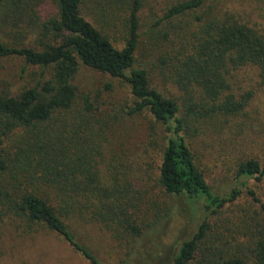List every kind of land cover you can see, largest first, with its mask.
I'll return each mask as SVG.
<instances>
[{"label":"trees","instance_id":"obj_1","mask_svg":"<svg viewBox=\"0 0 264 264\" xmlns=\"http://www.w3.org/2000/svg\"><path fill=\"white\" fill-rule=\"evenodd\" d=\"M85 1L0 0L1 8L15 14L14 29L23 21V13L16 11L27 8L31 16L38 5L42 12L40 21L34 23L38 48L0 41V59L18 57L37 71L27 89L16 93L0 89V226L11 221L22 225L26 234L51 232L89 264L102 263L77 240L73 230L77 223L100 228L102 224L115 239L131 237L134 242L145 233H155L156 222L138 217L148 207L143 202L148 200V190L137 181L124 180L118 171L107 185L98 172L104 145L109 144L120 119L147 114L161 140L155 184L167 196L200 202L205 216L171 263L189 264L208 238L209 219L243 192L264 214V202L247 186L248 180L264 179V156L256 153L238 161L235 186L220 196L203 178L185 133L189 117L212 120L245 111L252 94L236 97L225 75L249 65L263 74L264 37L234 15H214L217 0L211 7L209 0H172L155 12L144 47H150L149 54L167 71L162 73L163 80L180 92L181 116L178 103L150 85L145 68L135 66L142 37V0H129L121 49L82 17ZM81 67L107 79V91L119 85L127 88L129 103L121 116L112 110L103 118L99 114L101 121L92 117L97 108L87 99L79 101L74 84ZM251 255L252 264H264V229ZM205 259L204 264H246L230 255Z\"/></svg>","mask_w":264,"mask_h":264},{"label":"rangeland","instance_id":"obj_2","mask_svg":"<svg viewBox=\"0 0 264 264\" xmlns=\"http://www.w3.org/2000/svg\"><path fill=\"white\" fill-rule=\"evenodd\" d=\"M171 1L142 0L143 8L139 15L142 37L135 66L148 71L150 85L163 96L176 101L181 107L182 116L180 92L171 82L163 80L162 73L166 74L167 71L159 66L155 55L149 54L150 47H144L147 39L145 33L153 21L152 15L159 13L165 3ZM213 1L209 0L207 4L211 7ZM214 3V15H234L264 37V0H217ZM128 5L129 0H86L81 6V15L114 47L121 49L126 38L124 21ZM17 12L23 13V21H19L14 29L15 14L0 7V41L38 48L39 36L34 23L42 17L40 6L33 7L31 16L27 8L26 12L25 9ZM36 72L35 68L27 66L18 57L2 58L0 89L13 93L27 89L33 84ZM225 76L230 91L236 97L247 92L252 94L248 107L234 117L218 115L212 120L189 117V126L187 124L185 130L203 178L211 190L220 196L228 194L235 186L233 179L238 161L256 153L260 154V158L264 156V73L249 65L230 70ZM106 83L107 79L102 75L85 67L79 69L74 83L78 88L79 101L83 103L87 99L93 108H97L92 117L99 120V114L103 118L106 112L112 110L121 116L129 103L127 88L119 85L107 91L104 87ZM236 125L242 128L238 130ZM115 126V134L108 138V145L105 143L104 155L99 161L100 179L110 185V176L118 171L125 178L122 179L141 183L148 190V200H143L148 207L138 215L139 221L156 222L158 229L152 234L145 233L135 242L131 237L115 239L114 233L102 224L100 228L93 224L77 223L73 228L74 233L77 240L86 245L102 264H171L181 243L196 232L205 217L201 203L167 196L155 184L161 140L157 130L152 128L150 116L143 114L121 118ZM247 186L264 202V179L261 182L248 180ZM209 222L208 238L199 246L194 260L189 264H204L206 257L217 259L229 255L241 257L246 264H252L251 250L264 229V214L258 204L243 192ZM22 227L18 222L11 221L0 226V264H89L55 234L44 230L26 234Z\"/></svg>","mask_w":264,"mask_h":264}]
</instances>
